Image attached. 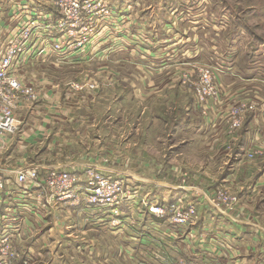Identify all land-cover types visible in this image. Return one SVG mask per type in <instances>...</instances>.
I'll return each mask as SVG.
<instances>
[{
	"label": "crops",
	"instance_id": "crops-1",
	"mask_svg": "<svg viewBox=\"0 0 264 264\" xmlns=\"http://www.w3.org/2000/svg\"><path fill=\"white\" fill-rule=\"evenodd\" d=\"M15 1L33 2L0 0L1 34L11 23ZM118 7L126 9L122 1ZM148 15L157 19L158 14ZM174 32L173 37L178 39L179 45L183 42L180 40L183 34L179 27ZM163 37V34L156 35L152 40L155 42ZM128 43L111 48L105 59L111 60L101 62L97 68L78 60L65 63L73 67L60 66L51 72L35 70L28 65L22 68L20 79L25 84L35 82L40 96L18 107L15 115L18 128L6 138L5 147L10 155L20 158L26 159L34 153L32 162L23 163H32L41 172L54 168L80 171L87 165H96L109 178L123 179L142 195L158 201L193 202L197 209L196 223L176 228L137 212L135 206V210L122 216L121 225L110 227L109 212L78 206L59 210L53 206L50 213L27 215L24 222H20V234L25 235L19 244L22 259L17 264H24V259H28L25 264H166L179 259L195 264H260L258 253L264 252V246L258 247L261 241L252 237L251 234L259 232L252 224L262 229L264 225L246 219V200L249 193L253 195L264 189V108L249 112L244 132L234 134V139L226 131L227 124L222 118L217 119L220 106L226 108L236 99L232 94L229 98L222 97L226 81L237 80L234 71L219 72L220 84L222 81L225 85L221 84V101L209 117H204L195 107L185 80L186 76L194 80L195 70L185 68L187 60L182 53L144 51L137 42ZM143 52L147 56L140 59ZM201 57L195 56V59ZM70 68L74 73L68 82L91 78L99 87L67 96V80L57 81L56 76L68 74ZM251 77L264 80V74ZM140 105L143 106L142 114L147 108L152 116L145 122L148 123L145 128L137 126L136 120L131 122L139 113ZM171 109L172 114L161 117ZM158 123H163L164 128L160 129ZM187 135L193 137L196 147L203 146L212 154L231 155L228 152L237 144L245 145L242 150L246 160L237 162L235 159L231 169L226 168L219 178L206 177V165L201 166L205 174H189L176 163V157L188 143ZM257 147L261 154L248 158L247 153ZM104 157L108 162H99ZM11 168L1 166L5 170L2 173L13 181L14 175L7 173ZM249 178L252 182L247 187L246 179ZM214 183L228 186L237 194L241 214H236V210L230 218L209 204L213 193L209 186ZM2 208L3 204L0 211ZM224 235L228 237L229 250L222 256L216 241Z\"/></svg>",
	"mask_w": 264,
	"mask_h": 264
},
{
	"label": "built area",
	"instance_id": "built-area-1",
	"mask_svg": "<svg viewBox=\"0 0 264 264\" xmlns=\"http://www.w3.org/2000/svg\"><path fill=\"white\" fill-rule=\"evenodd\" d=\"M95 1L49 0L47 5L39 1L36 4L32 1L13 3L11 26L2 30V34L0 32V145L5 147L6 138L17 131L15 111L18 107L26 101L34 102L40 96L37 85L25 84L20 79L22 68L35 60L41 59L44 62L50 55L58 62L64 60L67 63L77 60L85 62L96 56L106 59L111 48L122 44L121 36L118 42L108 47L100 48L101 44L95 45L92 42L88 27L93 24L94 17L101 19L112 15L111 10L101 2L96 4L101 8L100 13L92 12L90 6H95ZM24 6L28 9H24ZM87 20L91 23L85 26ZM217 74L216 68L207 65L195 69V82L187 76L185 78L186 83L192 82L194 86L195 105L204 117H209L214 106L221 101ZM98 87L94 79H79L67 83L65 93L70 96L91 92ZM237 101L236 98L232 110H228L232 117L227 127L231 126L242 109L251 110L255 106L247 99ZM239 124L233 122L230 128L235 129ZM248 156L251 157L252 152ZM99 162L107 163L108 159L104 157ZM11 170L7 173L14 175L13 181L2 173L5 170L0 167V205L3 204L0 211V264H17L22 259L19 244L25 234H20V222H24L27 215L50 213L53 206L59 210L78 206L109 212L110 227L121 225L122 216L135 210V206L137 212L149 214L176 228L195 224L198 217L195 203L181 199L173 202L158 201L142 195L123 179L109 178L96 165H87L80 171L54 168L41 172L38 166L32 164L21 168L12 166ZM210 196L209 204L218 213L229 215L230 218H233L236 210L238 213L237 197L228 188L214 191ZM252 226L264 233V229L257 224ZM227 241L226 235L216 241L222 256L228 254ZM22 261L25 264L28 259ZM166 264L195 263L179 259ZM260 264H264V252Z\"/></svg>",
	"mask_w": 264,
	"mask_h": 264
},
{
	"label": "rangeland",
	"instance_id": "rangeland-1",
	"mask_svg": "<svg viewBox=\"0 0 264 264\" xmlns=\"http://www.w3.org/2000/svg\"><path fill=\"white\" fill-rule=\"evenodd\" d=\"M38 1L47 4L49 0H33V4H36ZM121 1L126 9L120 10L118 7ZM99 2L106 5L111 10L112 15L110 17H101V19L94 17L93 24L90 25L91 22L87 20L85 26L90 25L88 30L90 36L93 38L92 42L95 45L101 44L100 48L112 45L121 36L122 43L137 42L138 47L143 48L144 51L153 49L155 52L158 50L157 53L161 52L169 55L173 51L175 53L180 52L188 63L185 64V68L195 70L198 67L209 65L216 68L218 78L219 72L221 74L222 72L234 71L236 75L235 79L237 80L226 81V84H228L223 92L225 96L222 94V97L229 98L232 94L233 98L236 97L238 101H246L249 98L247 100L255 104L251 111L242 109L241 113H238L239 115L237 114L236 118L232 121L231 126L226 127V131L228 134H232L234 139L236 133L244 132L246 116L249 112L264 108V80L259 77L257 79L251 77V75L258 76L259 74H264V0H96L95 6H90L92 12L100 13L101 8L96 5ZM127 4L131 6H127ZM23 8L28 9L26 6ZM151 13L158 14L156 16L157 19H153V17L148 15ZM160 14L162 18H159ZM7 18L5 20L6 23H8ZM101 20L103 21L101 22ZM160 20L165 21L160 22ZM10 26L11 23L7 29ZM178 27L181 34H183L182 39L180 38L183 42H180L179 45L177 44L178 39L173 37L174 33H176L174 30ZM130 34L133 36L131 37ZM162 34L164 35L163 38L155 42L152 40L153 36ZM146 56L147 54L143 52L142 58H140L141 56L138 58L145 59ZM195 56L202 57L196 60ZM102 58L96 56V58L85 62H89L90 67L94 68L96 66L97 68V66L100 67L101 62H109L111 60ZM65 63L67 62L64 60L61 62L56 61L55 57L50 55L44 62L39 59L32 61L28 66L35 70L41 69L44 72L48 70L51 72V69H56V67L59 68L60 66L73 67ZM70 69L68 74L56 76L57 81L65 82L67 80V83L74 82L75 80H69L68 82V79L74 73L72 68ZM250 77L252 79H249ZM228 78L230 79V77ZM195 81L193 80L192 82ZM192 82L188 83V88L191 92H189L190 95L193 94L191 95L192 99H194L195 89ZM31 84H35V82ZM221 84L225 86L222 81ZM221 84L219 81L220 92ZM28 103L30 101L24 102V104ZM233 104L232 102L226 108L223 106V109L220 106L219 114L217 115V112L213 114L218 116L217 119L221 117L227 124L232 117L231 111L228 110H232L233 107L231 106ZM142 107L139 108V113L135 115L131 122L136 120L137 126L142 125L145 128L148 125L145 122L152 119V116L147 113V108L144 109V113L142 114ZM172 112L173 110L171 109L170 113L166 112L161 117L165 118V115L172 114ZM233 122L234 124L235 122L236 124L238 122L240 124L235 129H232L230 127L233 126ZM158 124L161 126L160 129L164 128L163 123ZM187 141L188 143H186L182 154L176 157V163L182 165L189 174H205L201 166L206 165L208 174L206 177L217 176L219 178L220 173L226 170V168L227 170L231 169V164L235 162V159L237 162L246 160L243 155L244 151L242 150L245 148V145H242V147L237 144L231 152H228L231 155L226 156L225 153L221 155L220 152L212 154V151L203 146L200 148L196 147L195 141L190 135H187ZM248 154L250 153H247L248 158H253L254 155H260L261 150L257 147L252 151L251 157ZM34 156L35 154L31 153L25 159L13 154L10 155L8 148L0 145V167L5 165L21 168L25 166V163L32 162L31 159H34ZM30 164L32 163L28 165ZM221 164L222 166L220 167L219 165ZM251 180V178L246 179L247 187L252 182ZM218 184L220 183H214L212 186H209L212 188L213 193L214 191L217 192V190H226L228 188L225 185L217 186ZM232 193L237 197V207L240 210L241 205L239 204L238 196L234 192ZM247 198L246 214L248 216H246V219L264 225V189L262 188L253 195L249 193ZM238 213L241 214V212ZM259 234L262 235L261 238ZM251 235L253 238L258 237V242L261 241L258 247L264 246V233L259 232ZM258 255L260 256V252Z\"/></svg>",
	"mask_w": 264,
	"mask_h": 264
}]
</instances>
